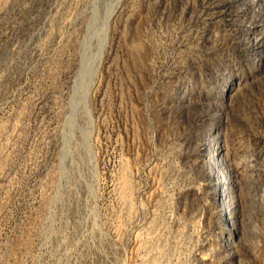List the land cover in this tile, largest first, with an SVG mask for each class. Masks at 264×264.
Masks as SVG:
<instances>
[{
  "label": "rangeland",
  "instance_id": "374dc122",
  "mask_svg": "<svg viewBox=\"0 0 264 264\" xmlns=\"http://www.w3.org/2000/svg\"><path fill=\"white\" fill-rule=\"evenodd\" d=\"M0 264H264V0H0Z\"/></svg>",
  "mask_w": 264,
  "mask_h": 264
},
{
  "label": "bare ground",
  "instance_id": "6f19581e",
  "mask_svg": "<svg viewBox=\"0 0 264 264\" xmlns=\"http://www.w3.org/2000/svg\"><path fill=\"white\" fill-rule=\"evenodd\" d=\"M112 12H111V14H112ZM108 18H109V16H108ZM106 22L103 24L104 26L102 28L105 31H106ZM105 31H103V32H105ZM104 34L102 35V37L104 36ZM104 37H106V36H104ZM104 42H105V40H104ZM209 145H210V149H209V155L210 156H209V158L214 164H216L218 166V169H219L221 160L219 159V155H218V143L216 140H214V142L212 141L211 144H209ZM225 172H226V174L224 173V171L219 170L220 174H218V181H219L218 183H219L220 188H221V190H220L221 194L219 195V201H220V204H222V206L224 207L223 208L224 213L226 212L227 214H229L228 216H230V218L228 217V219H230V221H231V218H232V216H231V214H232L231 204L232 203H231V198H230L229 193H228L229 185H227L228 180L230 179V177H229L230 174L227 173L228 171H225Z\"/></svg>",
  "mask_w": 264,
  "mask_h": 264
}]
</instances>
